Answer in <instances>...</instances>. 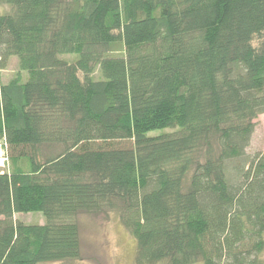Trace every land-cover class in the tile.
<instances>
[{
  "label": "trees",
  "instance_id": "1",
  "mask_svg": "<svg viewBox=\"0 0 264 264\" xmlns=\"http://www.w3.org/2000/svg\"><path fill=\"white\" fill-rule=\"evenodd\" d=\"M262 113L264 0H0V264L79 259L110 212L137 264H261Z\"/></svg>",
  "mask_w": 264,
  "mask_h": 264
},
{
  "label": "rangeland",
  "instance_id": "2",
  "mask_svg": "<svg viewBox=\"0 0 264 264\" xmlns=\"http://www.w3.org/2000/svg\"><path fill=\"white\" fill-rule=\"evenodd\" d=\"M67 58H72V56H67ZM18 70V60L13 57L9 60L7 67L1 70L2 81L8 82ZM23 76L26 77L25 74ZM255 122V130L243 163H248L256 154L264 152V113L260 114ZM0 159L3 161L0 171H8L12 163L1 139ZM14 218L27 224H44L46 222L45 216L41 212L16 213ZM80 227L82 253L79 259L40 264H137L135 260L136 240L123 226L117 212L100 215L82 214ZM256 257L261 264H264V247ZM157 264L167 263L162 261Z\"/></svg>",
  "mask_w": 264,
  "mask_h": 264
},
{
  "label": "bare ground",
  "instance_id": "3",
  "mask_svg": "<svg viewBox=\"0 0 264 264\" xmlns=\"http://www.w3.org/2000/svg\"><path fill=\"white\" fill-rule=\"evenodd\" d=\"M3 164V161H2V159H0V166Z\"/></svg>",
  "mask_w": 264,
  "mask_h": 264
}]
</instances>
